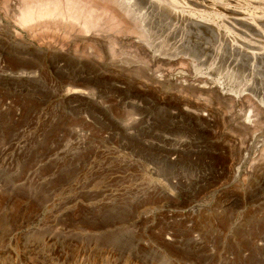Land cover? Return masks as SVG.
<instances>
[{
    "label": "rangeland",
    "instance_id": "1",
    "mask_svg": "<svg viewBox=\"0 0 264 264\" xmlns=\"http://www.w3.org/2000/svg\"><path fill=\"white\" fill-rule=\"evenodd\" d=\"M60 1L0 0V264H264L262 39L198 65L103 0L24 21Z\"/></svg>",
    "mask_w": 264,
    "mask_h": 264
},
{
    "label": "bare ground",
    "instance_id": "2",
    "mask_svg": "<svg viewBox=\"0 0 264 264\" xmlns=\"http://www.w3.org/2000/svg\"><path fill=\"white\" fill-rule=\"evenodd\" d=\"M30 1H32V0H30ZM103 1H106V3L109 2V4L112 3L114 6L116 5L117 6V7H115L116 10L118 8L121 11L120 13L123 12L125 14V17L128 16L130 18V21L133 22L132 27L136 28V33H137L138 37L141 38L143 41H146L145 43H147L149 45V48L152 46L154 49H156V51L157 50L160 51V50L164 49V48L163 49H160V48L165 47L167 52L164 51L165 49L163 50L164 52L163 51H161V52H163V54L167 53L168 55H172V54H175L178 52L189 53V55L191 57H194V58H196V60H198L197 61L198 65H202L203 62H205V65H206V63H209V59L211 57H214V58L216 57L218 59L223 57V59H224L225 57L229 56V54L233 57L234 56L233 54H235V53H233V50L231 53L230 52L231 49H229V51L224 50L222 52V49L219 48L221 43L227 44V43H230V41H232L235 43L234 47H236L237 45L240 46L239 47L240 52L239 51L238 52L241 53L243 49H247L246 47H249L248 46L249 43H254V41L256 40V37H260L262 39V41H261L262 46L260 47V49L259 48H257V49L262 51L261 48H264V0H213V1H209V0L208 1L207 0H103ZM24 2H26V1H24ZM40 2H41V0H40ZM47 2H48V0H47ZM69 2H70V4L72 3L73 9L69 8L67 10V12H64L65 10L62 11L61 10L62 8H60L59 11H56L55 9L49 10L50 8L47 9V7H46V11H45V9H43V7H42L43 11H45V12L44 13L41 12V14L35 15V13L33 12L34 9L32 8L33 9V11H32V10H30V8H28L31 12L30 15H26V17H28V19L26 20V18H23V17L22 18L25 19L24 21L26 23L28 22L29 24L32 23V21H34V20L36 21V18H35L36 16H39L40 18L54 17L55 21L58 18L62 19L65 22L72 20L73 22L80 24L84 28L83 30L89 33L92 29V26L94 25V22H92L93 19L91 21L89 19H88L89 21H86L87 19L85 18V16L87 14L86 12L88 11L87 8H90V9L93 8V6L91 5V2H89L87 0H69ZM35 3H37V2H35ZM66 3H68V2H66ZM247 3H250L253 6L254 10L252 12H248L247 10H245V11H241V10L236 11L237 9L234 10L235 6H242V5H245ZM62 4L63 3H61V5ZM81 4L83 5V7L79 8ZM250 4H247V5H250ZM32 5L29 4L30 7ZM35 5L38 6L37 4H35ZM42 5H45V4H42ZM46 6H48V5L46 4ZM23 8H24V6H23ZM34 8H35V6H34ZM21 11H23V10L21 9ZM101 11H103V10L101 9ZM207 12H209L212 15V17H218V18L222 19V24L220 26L216 27L214 25V23H211L209 21L204 20L205 19L204 17H203L204 19L201 17L200 18L201 20H199L198 18H196L197 15L195 16V13L196 14L199 13L200 15H202L204 13L206 14ZM32 13H34V15H32ZM91 13H92V11L90 12V14ZM27 14H29V13H27ZM124 14H123V16H124ZM103 15H104V12H103ZM92 17L93 16H89V18H92ZM23 19H22V22H23ZM37 19H38V17H37ZM50 19L52 20V18H50ZM19 20H21V19L19 18ZM63 21H61V22L63 23ZM97 21H98V18H97ZM58 22H59V20H58ZM73 22H72V25L74 24ZM26 23H25V25H26ZM70 23H71V21H70ZM95 23H96V21H95ZM22 24L24 25V22L21 23V25ZM45 25H47V24H45ZM68 25H69V23H68ZM216 25H218V24H216ZM41 27H42V25H41ZM239 29H240V32L238 31ZM72 30H74V28ZM101 30H102V28H101ZM229 30H234L236 32V34L233 36L229 35L230 34ZM242 31H244V32H242ZM178 32H180V33H178ZM206 34H208V35L206 36ZM178 36H179V38H178ZM242 36H245L246 39L244 40L242 38ZM252 45L253 44H251V46ZM236 48H238V47H236ZM249 48H251V47H249ZM234 50H235V48H234ZM250 50H254V49L251 48ZM161 52H159V53H161ZM174 57H176V56H174ZM232 57H230V58H232ZM260 57H262V56H260ZM238 59H236V60H238ZM257 59L259 61V58H257ZM236 60H235V62H236ZM212 61L214 62L215 60L212 59ZM221 61H222V59H221ZM221 61L219 60V62H221ZM223 61H225L227 64V60H223ZM233 61L234 60H232L231 63ZM214 63L217 64L216 62H214ZM223 63L220 64L221 65L220 67H222L221 69H223ZM229 63L230 62H228V64ZM259 63L260 64H258L259 65L258 69L260 67L261 72H264L263 60H262V63L261 62H259ZM224 65H225V63H224ZM229 65H230V68H232L231 64H229ZM234 65L235 64L232 63L233 68L234 69L236 68L235 70L234 69L233 70H234V72H237V75L235 77L231 76L230 78H232V80H233V85H232L233 89L232 90L237 91L238 83H239V79H240V75L238 76V73H240L238 70V67L240 65H238L237 67L236 66L234 67ZM256 65H257V63H256ZM216 67H219V64ZM216 67H213V71H216V69H217ZM243 67H240L239 69L243 70L242 69ZM230 70H232V69H230ZM213 71H211V72H213ZM234 72H233V74H234ZM216 73H217V71H216ZM228 75L230 76V74H228ZM262 76H264V75H262ZM227 81H229V80H227ZM240 81H241V79H240ZM255 82H256L257 86L258 85H261L262 87L264 86V78H257V81H255ZM256 85L252 84L251 87H249V90L252 92V94L257 96V98L259 99V101L262 102V104H264V100H262L260 98L261 90H259L260 88H258ZM76 93L84 94V92L80 91V90L77 91Z\"/></svg>",
    "mask_w": 264,
    "mask_h": 264
}]
</instances>
